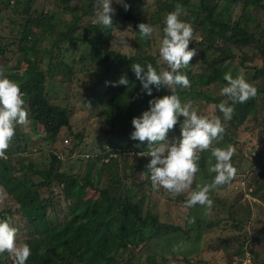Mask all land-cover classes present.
Wrapping results in <instances>:
<instances>
[{
	"label": "trees",
	"instance_id": "trees-1",
	"mask_svg": "<svg viewBox=\"0 0 264 264\" xmlns=\"http://www.w3.org/2000/svg\"><path fill=\"white\" fill-rule=\"evenodd\" d=\"M41 1L0 0V59L10 54V60L2 64L12 70L7 78L17 82L24 94L30 123L42 128L45 142L40 144L37 152L41 159L42 154L46 156L38 164L30 160L29 155L24 156L28 154L29 137L21 126H17L6 152L7 158L0 159V186L16 207L11 205L1 210L0 219L11 216L12 226L17 229V242L30 246L31 255L26 264H173L177 256L187 257L185 248L188 245L199 248L202 237L219 228L220 221H209L204 225L201 221L204 208L199 205L185 208L186 196L182 194L173 203H182L187 212H192L195 222L183 229L161 219L152 198L157 192L152 190L147 167L151 157L140 155L149 151L148 143L130 138L135 131L132 120L149 110V101L166 95L177 94L182 102L192 100L199 109L203 104L218 105L227 98L220 93L213 96L203 88L211 85L218 87L219 84L225 86L227 82L223 77L237 58L239 67L246 73L241 74L233 67V78L243 75L257 88L258 94L245 104H237L238 109H235L231 121L224 122L218 109L213 108L212 114L221 117L225 128L223 140L216 146L223 148L231 144L238 150V130L247 118L252 120L253 125L262 127L264 124V117L260 119L264 113V66L246 65L250 56L264 63L263 30L256 17L259 12L264 15V0H157L156 14L149 24L158 28L157 34L162 38L166 15L174 11L176 4L183 5L186 15L180 19L193 26L194 36L189 50H195L196 55L188 68L180 70L187 75L190 87H177L176 93H173L167 86L157 89L153 85L151 96L137 80L132 64L146 67L151 63L158 73L170 69L165 68L167 65L159 57V46L153 38L156 35L147 40L139 37L138 25L147 22L133 13L132 6L137 0H124L130 5L127 11L122 4H115L112 29L91 22L83 23V33L78 35L70 32L75 29V24L80 23V17L89 16L88 8L96 0H55L56 10L53 11ZM74 1L80 3L82 10L80 15L72 14L74 25L68 28L63 20L66 15L62 12ZM7 18L8 25H4ZM120 23L129 24L133 34L131 54L111 49L113 32ZM6 26L10 29L9 34L4 33ZM55 30H58L56 39L48 40ZM259 32L261 37L257 38ZM252 43L254 47H250ZM63 45L66 50L60 49ZM81 47H85V51L76 58L77 49ZM25 54H30L29 63L32 66L20 75L14 74V71L21 70ZM13 59L16 63L8 66ZM41 64L46 65L45 69L41 68ZM3 65L0 69L4 68ZM76 65L84 69H74ZM193 66L197 71H192ZM58 76L60 84L56 79ZM78 76L92 81L91 100L96 102L100 99L98 103L104 107L99 114L101 120L96 142L88 149L84 132L73 130L74 114L69 106L58 102V97L63 98L70 93V89L62 83L72 84ZM122 77L128 79V85L113 86ZM94 102L91 107L96 104ZM183 119L179 118L180 123ZM61 130L67 131L72 140L71 152L87 155L86 159L81 156L74 159L78 163L83 160V170L73 172L71 160L61 161L54 154L61 151V148L55 147ZM178 131L179 123L169 132L168 140L173 139ZM263 132L264 128L261 135ZM261 137L264 148V135ZM245 152L246 149L239 148L236 156L240 160L237 164L233 161L236 156L232 158L237 173L231 185L210 193L213 204L225 207L234 204V198L228 202L227 192H236V206L247 213L243 218L244 226L249 221L251 210L244 208V204L240 205L238 200L251 195L264 203V154L252 156ZM127 153L133 154L131 163L127 162L129 154L121 157ZM206 153H201L200 171L196 174L193 188L200 182L209 184L214 178L215 174L208 172L210 153L205 156ZM246 169L250 170L240 177L239 173ZM245 174L249 176L245 177ZM105 178L109 181L107 187L99 186ZM242 179L245 185L241 187ZM88 190L97 193V198H85ZM159 192L164 196L163 190ZM217 192H223L224 197H219ZM243 202L250 204L249 200ZM227 220L230 221L222 219L223 222ZM231 220L236 222L234 218ZM234 224L233 228L239 229L237 223ZM252 228L251 235L241 228V237L237 235L225 241H214L207 249L210 252L219 246L222 252H226L227 246L233 244L234 252L240 256L248 254L250 264H264V228ZM180 242H184V250L172 252L173 245ZM142 258L144 261L141 262ZM0 264H13L7 252L0 254Z\"/></svg>",
	"mask_w": 264,
	"mask_h": 264
},
{
	"label": "clouds",
	"instance_id": "clouds-1",
	"mask_svg": "<svg viewBox=\"0 0 264 264\" xmlns=\"http://www.w3.org/2000/svg\"><path fill=\"white\" fill-rule=\"evenodd\" d=\"M113 0H96L94 24L103 28L112 29V15L115 10L111 7ZM123 5L125 11L130 5L124 0H116ZM186 15L184 6L176 4L175 9L169 12L163 23V37L158 38L159 57L167 65L169 70H161L159 73L151 63L141 66L139 63L132 64V71L142 88L152 95L151 86L157 89L167 86L176 93V88L190 87L187 75L182 74L181 69L188 68L190 61L196 55L195 50H189V45L194 36V29L190 23L180 19ZM139 37L147 40L157 32V29L148 23L138 25ZM121 32L119 38L112 40L121 49L131 48L129 39ZM223 79L227 82L220 90V95L226 97L224 101L212 107L222 114L224 122L231 121L235 114L237 104H245L256 98L257 88L246 81L243 75L233 78L232 74L226 73ZM126 77H122L117 85L127 86ZM183 117L180 123L179 118ZM29 113L25 107L24 94L19 84L10 80L0 69V159H6V152L14 139L17 126L29 124ZM180 125V139L168 140V134ZM132 125L135 129L131 133V139L147 142L149 151L140 153L141 156H150L151 161L147 165L150 173V181L153 192L163 190L173 197L187 193L184 207L191 209L197 205L205 209V215L209 214L213 201L210 193L218 188L230 186L234 180L237 169L232 164V158L236 152L233 145L226 147H213L214 142L223 140L225 132L224 123L220 116L201 115L199 107L192 100L182 102L177 94L166 95L149 101V110L143 112L141 117L134 118ZM65 141H67L65 143ZM68 139L63 140V147L69 144ZM67 150L54 154L61 161L75 159L79 156L87 158V155H78L76 152ZM210 151L208 159V172L214 173V178L209 184H196L193 188L196 174L200 171L199 161L201 153ZM213 160L215 161L213 163ZM0 203H3L0 200ZM195 218L188 219V223H194ZM13 218L8 216L0 219V254L7 252L13 260V264H26L31 255L30 246L26 243L17 242V229L12 226ZM184 242L174 244L172 252L179 253L184 250Z\"/></svg>",
	"mask_w": 264,
	"mask_h": 264
},
{
	"label": "rangeland",
	"instance_id": "rangeland-1",
	"mask_svg": "<svg viewBox=\"0 0 264 264\" xmlns=\"http://www.w3.org/2000/svg\"><path fill=\"white\" fill-rule=\"evenodd\" d=\"M54 1L55 0H42L41 3L50 11L56 10V6L54 5ZM161 1V0H160ZM94 2V1H93ZM115 4H117L116 0H113L111 7L113 8L115 6ZM119 4V3H118ZM157 8V0H137L133 3L132 9H133V13L135 14L136 17H142L146 20V22L149 24L150 20L152 18L155 17V11ZM89 10V16L88 17H84L81 18L80 17V23H78L77 25L75 24V29H72V31L70 33H75L76 35H78V33L81 32V34L83 33V23L86 25L88 23H93V20L95 18V12H96V8H95V2L94 5L90 6L88 8ZM81 7H80V3H78L77 1L72 2L71 5L68 6V9L63 11V15H66V17L63 18V20L66 22V26L69 28V26L74 25V18L72 16V14H77L80 15L81 14ZM58 11H60V9H58ZM164 15H166V13H164ZM57 16V15H56ZM158 17V16H157ZM235 17V16H234ZM257 19L259 20V22L261 23V27L263 30V38H264V15L262 12H259L256 15ZM236 18V17H235ZM4 25H8V18L4 20ZM78 27V28H77ZM6 28L4 33L9 34L10 33V29L9 27H4ZM157 29V32L154 33L153 35H156L155 37H153L156 41H157V45H158V34H159V30L157 27H154ZM124 35L129 39L128 43L129 46L131 48H127V49H121L119 47H117L115 44L112 45L111 43V49L117 52H121L123 54H131L133 53V44H132V39H133V34L131 32L130 26L129 24H125V23H120L118 28L115 29V31L113 32V39L119 38L121 36V32H125ZM158 33V34H157ZM58 34V30H55L52 34L51 37L48 38V40L50 41H54L57 37ZM261 37V33H257V38ZM159 46V45H158ZM250 47H254V44L252 43V45ZM61 50H64L65 47L64 45L60 47ZM58 49H56L55 51H57ZM66 50V49H65ZM78 51L76 52L75 57L78 58L81 55H83V52L85 51V47H81L77 49ZM156 50V49H154ZM234 53L240 55V53L236 50H233ZM245 51V50H244ZM252 53V49L249 50V55H251ZM26 58L24 59L23 63L21 64V70L20 71H14V74H18L20 75L21 72L23 71H27L32 65L29 63L30 62V54H25ZM40 55V54H39ZM70 55V54H69ZM71 56V55H70ZM43 57V55L41 56ZM10 60V54H7L5 58L0 59V65H3L2 63H4L5 61ZM15 59L11 60V63H8V66H13L16 62H14ZM239 60L234 61L231 69L227 72V73H231L232 68L236 67L237 70L241 73V74H245L246 71L244 69H242L241 67H239L238 65ZM249 66H258V67H262L264 66V63L262 60L259 59H252V57H248L247 59V64ZM4 68H1L4 70L5 75L7 76L9 73L12 72V70L5 68V65H3ZM46 65L45 64H41V68L45 69ZM74 69L77 68H81L84 69L83 66L81 65H76L73 66ZM167 68V67H165ZM192 71H197L196 67L193 66ZM252 74V72L250 73ZM249 74V75H250ZM58 84H60V76L56 77ZM62 86L69 88L70 89V93H68L67 96H63V98L58 97V102L61 103L63 106L67 105L70 108V111L74 114L72 116V121H73V130L74 131H83L84 135H85V141L87 143V149L89 147H92L95 142H96V137H97V133L99 132V122H100V112L104 110V107L101 105L102 103H98V101H100V99H98L96 102L91 100V94H90V88L92 86V81L84 78H80V76H78V78H76L74 80V83L72 84H68L67 82L62 83ZM223 86H220V84L218 85V87L216 86H208V87H204L203 89L205 91L210 92V94H212L213 96H215L217 93H220V89ZM92 102L96 103L94 104L93 107L92 106ZM235 109H238L237 106H235ZM212 110L213 107L212 105H205L203 104L202 107L200 108V114L201 115H205L208 116L209 118H211L213 116L212 114ZM237 112V111H236ZM264 117V113L260 115V119H262ZM256 125H253L252 120L248 117L247 120L244 122V124L240 127V129L238 130L240 136L238 138V150H236L234 156H236L238 154L239 148L242 149H246L245 154L246 155H256L258 153H263L264 154V148H262V137L264 134L261 135V130L264 128V124L262 127H259ZM22 131L25 133V135L27 137H29L28 140V146H29V150H28V154H24V156L29 155L30 160L35 161L36 164H38L42 159L46 158V156L44 154H42V159L39 157L38 154V149L40 147V144L42 145L45 140H44V135L42 132V128L39 125H33L32 123L29 122V124L27 126H21ZM61 136L59 138V142L55 145V147L57 148H61V151L66 153V151L69 148H64L63 147V140L64 139H68L70 142L72 141L71 138L67 135V131L65 132L64 130H61ZM264 133V132H263ZM176 136L173 137V139L169 140V141H173L174 139H180L181 137V133L178 131L177 134H175ZM172 137V135L170 136ZM169 137V139H170ZM31 142V143H29ZM62 142V143H60ZM69 142V144H67V147L71 146V143ZM244 142H246V145H242ZM90 146H89V145ZM217 142H214L213 147H217L216 146ZM262 148V149H261ZM86 150V149H85ZM88 152V150H86ZM82 153H84V146L82 147ZM210 153V151H207V153L205 154V156ZM129 154V155H128ZM244 154V155H245ZM128 155V156H127ZM127 156V162L131 163L132 158H133V154L132 153H127L124 154L121 157H125ZM240 160V157L236 156L234 157V163L237 164L239 163L238 161ZM71 165H73V172L75 170H83L85 168V163L83 162V160L81 161V163L76 162V160H71ZM69 162V161H68ZM84 163V164H83ZM234 166V165H233ZM75 168V169H74ZM250 169H246L243 170L242 172L239 173L240 177H243V173H248ZM245 177H248L249 174H245ZM109 183V181L107 182V179H102V182L100 183L99 186L101 187H107V184ZM199 184L203 185L202 182H200ZM243 185H245V180L242 179L240 186L242 187ZM252 190V189H251ZM250 190V191H251ZM216 194H219L218 196L220 197H224V193L223 192H217ZM227 192V199L228 202H232V200L230 198H234V204L231 205H226L225 207H222L221 204L219 203H215L212 206V209L210 211L209 214L207 215H203L201 214V221L202 223L205 225L206 223H208L209 221H220V227L219 228H215L212 232H210L209 235H207V237H202V241H201V245L199 248L194 247L193 245H188L185 248V255L188 254L187 257L184 256H177L178 259L175 260V262L173 264H250V259L248 254H244L243 256H240V254L234 252L233 248V244H230L227 246L226 248V252H222L219 246H215L210 252L208 251V245L209 244H214V241H221V240H228L230 239V237L233 236H237L241 234V230L244 228L243 231H247L249 235L252 234L253 232V226L255 227V229H259V228H264V203L259 202L257 199H254L253 197H251V195H247V196H242L238 202L240 201V205H242L244 208L251 210V214L249 215L248 218V222L246 221V225L244 226V220L247 213L246 211H244L243 209L241 210V208H238L236 206L235 200L237 199V194L236 192H232L231 194H229ZM184 196H187V193L182 194ZM231 196V197H229ZM177 197V196H176ZM176 197H173L171 194L169 193H165L164 196L160 195V192H157L155 195L152 196V198L154 199V201L156 202L155 206V211L159 214V216L161 217V219L163 221H166L167 223H170L174 226H179L183 229H187L191 224L188 223V219L192 218L191 217V213L192 212H187L185 210V208L183 207V204L181 203L180 205H177L173 202H175ZM87 199H96L97 198V193H94L90 190H88L87 192V196L85 197ZM0 200L3 201V203H0V211L4 210V209H8L11 207V205H13V207L15 208V204L11 201V198H9L6 195V192L4 191V189L0 186ZM244 200H249L250 204H246L245 202H243ZM228 208V210H227ZM203 213H205V209L203 211ZM189 216V217H188ZM231 218L236 219L235 220H231ZM17 218H15L16 221ZM222 219H230V221L227 220V222H223ZM234 223H237V227L239 229H235L233 228V226L235 225ZM19 225V224H17ZM242 228V229H241ZM241 237V235H240ZM257 249V248H256ZM260 250V249H258ZM197 251L195 254L190 255L191 253ZM144 261V258L141 259V262ZM188 261V263L186 262ZM199 261H203L202 263H199Z\"/></svg>",
	"mask_w": 264,
	"mask_h": 264
},
{
	"label": "built area",
	"instance_id": "built-area-1",
	"mask_svg": "<svg viewBox=\"0 0 264 264\" xmlns=\"http://www.w3.org/2000/svg\"><path fill=\"white\" fill-rule=\"evenodd\" d=\"M67 141H65V143H66Z\"/></svg>",
	"mask_w": 264,
	"mask_h": 264
}]
</instances>
